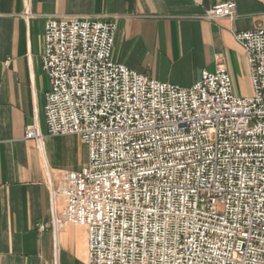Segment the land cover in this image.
<instances>
[{
  "label": "built area",
  "instance_id": "built-area-1",
  "mask_svg": "<svg viewBox=\"0 0 264 264\" xmlns=\"http://www.w3.org/2000/svg\"><path fill=\"white\" fill-rule=\"evenodd\" d=\"M235 3L208 20L234 17ZM113 22L48 18V136L88 151L60 175L53 225L87 230V264H264V28L238 32L251 95L223 66L190 88L112 61ZM24 139H41L35 126ZM41 230L43 227H39Z\"/></svg>",
  "mask_w": 264,
  "mask_h": 264
},
{
  "label": "crops",
  "instance_id": "crops-1",
  "mask_svg": "<svg viewBox=\"0 0 264 264\" xmlns=\"http://www.w3.org/2000/svg\"><path fill=\"white\" fill-rule=\"evenodd\" d=\"M228 2L232 19L205 18ZM48 18L113 22V62L181 88L223 66L234 94L246 97L249 72L234 35L264 28V0H0V264H87L86 228L53 225L63 206L52 197L60 175L88 159L78 136L47 135L50 80L41 55ZM28 126L39 141L24 139Z\"/></svg>",
  "mask_w": 264,
  "mask_h": 264
},
{
  "label": "rangeland",
  "instance_id": "rangeland-1",
  "mask_svg": "<svg viewBox=\"0 0 264 264\" xmlns=\"http://www.w3.org/2000/svg\"><path fill=\"white\" fill-rule=\"evenodd\" d=\"M251 95V93L250 92H248V94H247V96L246 97H248V96H250ZM84 157H85V161L88 159L87 157H88V151H87V148H86V146H85V149H84Z\"/></svg>",
  "mask_w": 264,
  "mask_h": 264
}]
</instances>
